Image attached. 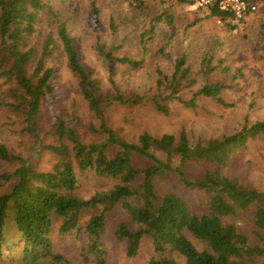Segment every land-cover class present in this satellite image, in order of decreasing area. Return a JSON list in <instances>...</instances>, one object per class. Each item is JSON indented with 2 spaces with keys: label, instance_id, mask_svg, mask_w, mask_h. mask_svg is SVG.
Wrapping results in <instances>:
<instances>
[{
  "label": "trees",
  "instance_id": "1",
  "mask_svg": "<svg viewBox=\"0 0 264 264\" xmlns=\"http://www.w3.org/2000/svg\"><path fill=\"white\" fill-rule=\"evenodd\" d=\"M259 7L257 2L249 15L225 22L234 27ZM57 9L55 0H0V264H111L106 227L109 214L116 211L128 219L115 225L114 239L122 242L127 256H134L142 238L149 237L155 255L148 264H244L245 257L264 254V247L251 244L237 223L251 213L255 226L264 228V193L226 172L231 155L264 134V119L194 142L185 131L178 137L143 131L135 140L126 139L109 124L108 106L147 99L168 112L165 101L180 99L194 107L196 94L223 102L219 92L232 82H205L191 98H179L189 73L183 53L175 59L170 77L158 69L163 94H128L116 83L111 64L138 67L142 60L116 55L114 45L98 42L112 86L104 93L100 78L80 60L68 19ZM91 11L97 25L94 0ZM207 13L216 14L212 9ZM40 29L46 32L36 53L33 38ZM59 46L98 120L89 128L103 136L100 140L85 141L75 113L53 105L62 94L56 89V70L47 60ZM48 103L52 110L47 128L40 117ZM25 137L29 139L24 147L10 145ZM44 150L54 155L47 168L36 163ZM133 157L146 165L137 166ZM189 162L206 168L197 176L188 172ZM167 176L175 179L174 185L160 193L156 179ZM193 194L199 196V207L192 205Z\"/></svg>",
  "mask_w": 264,
  "mask_h": 264
},
{
  "label": "rangeland",
  "instance_id": "2",
  "mask_svg": "<svg viewBox=\"0 0 264 264\" xmlns=\"http://www.w3.org/2000/svg\"><path fill=\"white\" fill-rule=\"evenodd\" d=\"M92 0H55V7L68 19V27L74 36L80 60L93 75L102 81L103 92L110 93L108 66L97 50V43L113 46V53L141 59L138 67L113 62L114 78L125 93L163 94L157 85L161 75L170 77L175 59L186 54L189 67L188 82L178 92L179 98L189 99L205 82H232L219 92L223 102L203 94H196V105L189 107L180 99L169 103L168 112L157 110L150 100L135 104L108 106L109 124L128 140H135L143 132L159 136L164 132L176 137L185 131L189 141L207 139L231 133L246 122L264 119V0L254 16L233 27L225 21L217 22L208 9L196 8L180 0H94L99 9V23L92 19ZM45 25V24H44ZM46 32V30H45ZM45 32L40 29L33 38L35 52L40 50ZM145 33V37L141 35ZM144 35V34H143ZM205 62L202 63L203 58ZM47 64L56 70V89L62 99L60 104L76 115V126L85 141L100 140L102 135L89 128L98 120L82 98L76 76L66 66L64 52L57 47ZM166 90V89H165ZM165 92V91H164ZM58 103V104H57ZM51 103L43 106L41 123L48 128ZM15 138L11 146L18 150L28 143ZM50 139V137H49ZM159 156L164 155L157 151ZM176 158V156H175ZM174 158V159H175ZM54 155L44 150L36 163L47 168ZM134 163L145 166L146 162L133 157ZM178 160H176L177 162ZM188 172L197 176L205 165L189 162ZM226 172L237 175L250 188L264 193V134L248 140L230 158ZM174 178L156 179V188L162 193L174 185ZM199 196L193 194V207H199ZM126 215L111 212L106 227V248L111 264H148L155 253L149 237L144 236L134 256L125 254L122 242L114 239L115 225ZM251 244L264 247V228L255 226L251 213L237 221ZM198 248L203 244L191 236ZM244 264H264V254L243 259Z\"/></svg>",
  "mask_w": 264,
  "mask_h": 264
},
{
  "label": "built area",
  "instance_id": "3",
  "mask_svg": "<svg viewBox=\"0 0 264 264\" xmlns=\"http://www.w3.org/2000/svg\"><path fill=\"white\" fill-rule=\"evenodd\" d=\"M196 8L215 10L217 22L236 21L257 9L255 0H187Z\"/></svg>",
  "mask_w": 264,
  "mask_h": 264
}]
</instances>
